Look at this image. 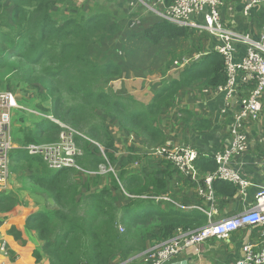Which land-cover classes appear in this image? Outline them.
<instances>
[{"label": "trees", "instance_id": "16d2710c", "mask_svg": "<svg viewBox=\"0 0 264 264\" xmlns=\"http://www.w3.org/2000/svg\"><path fill=\"white\" fill-rule=\"evenodd\" d=\"M59 1L0 0V77L16 74L42 91L41 100L48 104L40 109L82 135L73 134L81 153L73 155V166L63 169L49 168L41 156L20 150L25 157L21 166L34 170L25 176L26 180L35 192L54 204L50 211L28 216L26 226L42 242L35 255L45 253L49 264H111L115 255L126 260L132 253L146 250L152 242L171 237L178 228H199L205 224L206 217L195 210L179 211L169 202L129 198L123 193L122 188L134 196L164 193L166 180L156 177V169L148 172L145 179L131 176L124 180L118 176L117 181L108 172L102 179L99 174L89 175V179L79 183V170L97 172L101 164L113 162L115 140L106 120L116 121L123 134H134L145 147L165 144L166 135L159 127L161 114L172 105L180 88L194 84L199 88L224 85L227 80L224 60L213 52L181 68L177 78L155 84L157 87L147 103L132 96H118L109 83L130 75L129 69H121L122 65L106 56V52L102 58L97 57L103 54L100 49L115 38L119 43L122 38L133 39L139 53L150 46L165 51L162 44L178 39L189 42V50H182L180 56L173 50L175 54L171 52L173 55L162 64L155 62L157 72L163 76L173 65L182 62L183 53L189 56L203 51L208 37L159 17L155 19L150 13L141 14V17L152 15L143 18L148 20L146 27L138 30L140 22L136 29L127 32L120 21L123 16H114L108 4H100L99 0H94L87 16L72 15L59 21L52 14ZM135 9H139L135 14L143 11L139 5ZM130 16L125 15L127 20ZM143 41L145 45H136ZM110 46L113 51L119 47ZM180 112L188 128L197 132L209 129V122L202 117L186 109ZM54 120L42 118L40 128L28 129L24 134L25 144L58 142L63 129ZM90 140L102 145L105 157ZM34 162L39 168L33 166ZM195 164L203 172L216 169L212 155L199 156ZM150 165L146 163L147 167ZM108 180L111 186L107 185ZM98 184L100 188L95 187ZM110 188L120 193L128 204L117 205ZM18 203L15 197L1 193L0 213L10 211ZM119 226L123 227L122 233Z\"/></svg>", "mask_w": 264, "mask_h": 264}, {"label": "crops", "instance_id": "0c3cea01", "mask_svg": "<svg viewBox=\"0 0 264 264\" xmlns=\"http://www.w3.org/2000/svg\"><path fill=\"white\" fill-rule=\"evenodd\" d=\"M241 8L242 1L238 2L237 0V4L234 6L235 14L230 27L236 32L247 33L253 39H257L264 22L262 6H253L248 16L243 15ZM127 9H130V7L128 6ZM133 11L136 12L139 9H134ZM126 14L129 15L130 12H126ZM212 40L214 42L209 44L206 41L203 48H211L215 43V39ZM237 49L239 55H241L243 46L238 45ZM148 51L149 48L145 52L148 53ZM153 51V48H151V55ZM177 67H180V64ZM169 72L163 76L156 72L152 77L148 74L136 76L130 73V75L115 79V82L113 81L114 84L111 81L109 86L116 91L118 96H132L139 102L147 103L157 87L155 84L177 78L181 69L174 75ZM182 89H179L172 105L164 110L160 116V119L165 117L159 122V127L164 128L163 130L160 129L166 135V142L175 145L188 144L198 151V156L202 157L210 156L227 147L230 141L228 125L231 124L234 111L237 108V99L239 96L247 94L248 86H242L238 94L235 95V93L233 95L225 113H222L226 94L223 89L200 88L195 90V96L191 95L189 91ZM192 96L194 99H191ZM18 101L21 108L15 109L11 113L12 152L10 176L6 189L4 191L0 189V194L7 193L15 197V193L19 198V203L10 211L0 213V264H49L45 253L40 252L38 257L35 255L42 242L36 232L26 226V218L38 211L46 212V209L48 211L50 207L49 203L53 206L54 204L44 198L45 201L47 200L46 207L45 202H40V196L37 192H32L29 189L20 190V187L16 188V183L14 184V177L19 173L17 169L25 160V157L19 153L25 145V132L28 129H34L36 126L40 128L41 119L46 118V115L49 118V115L26 104L21 99H18ZM181 109H186L192 114L207 120L210 124L209 129L205 132H197L188 128L187 125L185 126L182 119H178L172 114L174 110L178 111ZM166 122L169 125L164 126ZM116 127H119V125ZM119 129L121 130L120 127ZM121 132V137L112 133L115 146L112 151L113 162L110 163L114 166L115 173L124 180L131 176H141L145 179L148 172L156 169V177L166 180V191L162 194H167L182 204L200 205L204 210L203 214L206 217V222L226 218L251 207L255 191L259 186L264 187V99L259 120L249 123L247 126L248 149L242 154L233 157V166L249 182L242 195L238 194L235 185L216 180L213 188L214 197L208 200L200 196L197 188L198 182H191L189 178H185L174 170L169 163L145 156L143 153L145 146L141 145L138 137L132 133L124 132L123 134V131ZM143 157L145 159H141ZM136 161H140V163L135 165ZM147 162L151 164L148 167L146 166ZM198 171L199 174L206 173ZM86 174L89 175V171ZM24 179L26 180V177ZM99 184L95 187L100 188ZM102 184H104L103 180ZM110 190L117 205L128 204V201L120 193L116 192L122 199L121 203H119L116 200L117 194H114L112 188ZM161 204L163 206V203ZM207 213H210L211 216L208 217ZM258 233V228L243 227L232 232L227 238L209 239L202 245L199 254L190 250L185 251L174 258L173 264H235L241 256L243 243H255ZM141 253H133L126 260L115 255L111 259V264H141L140 258L136 259L137 256L140 257Z\"/></svg>", "mask_w": 264, "mask_h": 264}, {"label": "built area", "instance_id": "2783aa9c", "mask_svg": "<svg viewBox=\"0 0 264 264\" xmlns=\"http://www.w3.org/2000/svg\"><path fill=\"white\" fill-rule=\"evenodd\" d=\"M241 1V12L244 16H248L251 8L256 5L262 6L264 10V0H238V2ZM135 3L145 11H140L128 18L130 27L140 24L141 14L150 13L175 26L205 34L208 37L207 44L214 42L212 39H215L211 48H204L201 52L183 57L180 69L199 62L204 56L213 52H217L223 57L227 80L224 85L214 87V89H223L226 93L222 113L228 109L233 95L235 93L237 95L242 86H248L247 94L241 95L237 99V108L234 111L231 124L228 125L230 137L228 146L212 154L216 164L214 171L199 174L195 164L199 157L198 151L188 144L175 145L166 142L160 146L145 147L144 155L169 163L174 170L185 178H189L191 182H198L199 195L208 200L214 197L213 188L216 180L235 185L238 194L242 195L249 182L233 166V157L248 149L247 126L249 123L259 120L261 114L264 99V22L258 38L253 39L249 34L236 32L230 27L237 0H136ZM238 45L243 46L241 55L238 53ZM203 89L210 88L204 87ZM194 92L193 96H195ZM18 108L21 106L17 96L12 91L0 90V189L3 191L6 189L10 176L11 113ZM172 114L178 119L183 116L180 110H174ZM45 117L47 118V115ZM49 118L54 120L50 116ZM54 121L63 129L59 134L58 142L52 144L27 143L22 149L28 155L41 156L49 168L63 169L73 166V155L81 153L77 145L74 144L73 134H81L57 120ZM90 141L98 147L100 155L105 157L104 148L98 142ZM141 159H145V157ZM139 163L140 161H136L135 165ZM98 171L89 172V175L96 174ZM109 171L118 181V175L113 169L109 167ZM122 191L129 198L169 202L175 209L182 212L199 210L204 213L200 205L182 204L167 194L134 196L128 194L123 188ZM207 214L208 217L211 216L210 213ZM243 227L258 228L259 233L255 243H243L241 256L235 264H264L263 186L257 188L253 204L246 210L216 221L209 220L196 229L178 228L171 237L152 243L140 254L139 258L141 264H173L174 258L181 253L190 250L199 254L202 245L207 240L227 238L232 232Z\"/></svg>", "mask_w": 264, "mask_h": 264}, {"label": "rangeland", "instance_id": "374dc122", "mask_svg": "<svg viewBox=\"0 0 264 264\" xmlns=\"http://www.w3.org/2000/svg\"><path fill=\"white\" fill-rule=\"evenodd\" d=\"M99 2H100V4H105V3L108 4L107 6L111 10V12L114 16H116V17L123 16V18L120 19V21H122V26L127 29L126 30L127 32H130V30H134L137 28V26L136 27H130L129 25H127L128 20H127V17H125L126 12H130V15L135 14L133 10L137 6L135 3L136 0H99ZM3 4L5 5L6 1H3ZM92 5H94V0H92V1L91 0H60L59 3L54 7L52 14L55 18L59 19V21L66 19L72 15L83 14L84 16H87L91 11ZM128 6L130 7V9L126 10V8ZM10 7L11 6H8L7 8H10ZM144 11H145V9L143 10V12ZM148 16H152V15L146 14V15L139 18L140 22H142V24L138 28V30H141L147 26L148 20L144 21L143 18L148 17ZM152 17H154L155 19L158 18L157 15H153ZM198 34H200V33H198ZM193 37H194V35H193ZM134 42L135 41L133 39L124 40V38H122L121 42L119 43L118 39L115 38L114 40H112L110 42V44H112V45L116 44V46L118 45L120 48L118 47L117 51H113V50H111L110 44H107L105 48L100 49V52L103 51V54H98L97 57L102 58V56L106 52V56H108L109 58H111L114 61H118L119 64L122 65L121 69H123V70L129 69V72L133 75H136V76H138L139 74H148V75H150V77H152L157 72L155 62H157V63L159 62L160 64H162L164 59H167V57H169V55L170 56L173 55V54H171V52L174 53L173 50H176V52H179V56H180L181 51L182 50L185 51L186 48H187V50H189L188 46H190L189 42L183 41L182 39H178V40L166 42L165 43V46H166L165 51L162 50L160 47H154L153 48L154 51L152 52V55H151V46L149 47L148 53H146L145 51H143L142 53H139L140 49L134 48V44H135ZM123 44H125L124 49H121V46ZM141 44L145 45L146 43L143 41V42H140L136 45L140 47ZM131 45H132V47H131ZM162 46H163V44H162ZM183 56L186 57L185 53H183ZM122 59H123V61H122ZM11 61H12V57H11V60L9 59V62H11ZM178 70H180V67L173 65L171 67V69L169 70L170 71L169 73H173L172 75H174L175 73H178ZM0 71H1V69H0ZM114 82H113V84H114ZM0 89L12 91L17 96L18 99H21L26 104L31 105L40 111H42V109H40V106L44 107V108L47 107V101L41 100V96H43L42 91H38L37 88L31 87V85L29 83H27L25 80H22L21 77H19V75L11 74V75H6L2 78L0 77ZM197 89H200V88L198 87V85L194 84L191 87L183 88L182 90L189 91L190 94L192 95L193 92ZM191 99H194V97L192 96ZM179 105H180V102H179ZM167 114H168V112H167ZM163 118H165V117H162L161 119H163ZM161 119H160V121H161ZM105 124L109 127L111 132L117 136H120V134L122 133L121 131H123L122 129L120 130L119 127H116L117 126L116 121H114L112 119L106 120ZM167 125H169V124H167V122H166L164 124V126H167ZM169 128L171 129V127H169ZM161 129L163 130L164 128H161ZM12 133H13V129H12ZM31 166H32V164H31ZM33 166L34 167L37 166L39 168V166L35 162L33 163ZM109 167L112 168L114 171V166L111 163H109V165L101 164L99 166L98 174L100 175V179L105 177V175L108 172H110ZM17 170L19 171V173L14 177V184L16 183L15 184L16 188L20 187V190L29 189L32 192H35V190L33 189V185L31 183H29V181L24 179L25 178L24 175H29L34 170L28 169L25 166H21V165L19 166V168ZM78 175H79V180H78L79 183H84L87 179H89V177H87L89 175H87L85 173V171H83V170H79ZM91 182H92V180H91ZM107 185L111 186V183L109 182V180L107 181ZM113 191H114V194H117L114 189H113ZM14 196L19 201V198L15 193H14ZM39 196H40V202L41 203L45 202V206L47 207V200L45 201L43 196H41V195H39ZM116 200L119 203H121L122 199L118 196V194H117ZM49 205H50V207L48 208V211H50L54 208V206L51 205L50 203H49ZM46 212H47V209H46ZM118 230H119V232L122 233L123 227L119 226ZM139 232L141 233V231H139ZM137 253L138 252H135L134 254H137ZM136 259H139V256H137Z\"/></svg>", "mask_w": 264, "mask_h": 264}]
</instances>
